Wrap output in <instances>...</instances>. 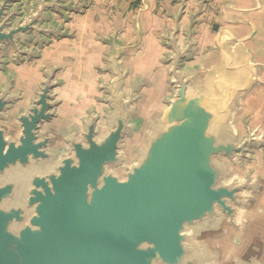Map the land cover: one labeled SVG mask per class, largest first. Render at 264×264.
Returning a JSON list of instances; mask_svg holds the SVG:
<instances>
[{"label":"water","instance_id":"obj_1","mask_svg":"<svg viewBox=\"0 0 264 264\" xmlns=\"http://www.w3.org/2000/svg\"><path fill=\"white\" fill-rule=\"evenodd\" d=\"M21 3L0 0V69L9 47L14 61L31 58L30 40L41 43L53 31L45 12L56 3ZM188 50L191 44L172 57L174 93L130 167L124 146L136 111L119 76L104 86L110 109L63 136L45 129L60 103L55 68L44 69L22 111H13L21 95L0 88V264H207L211 252L193 244L190 232L206 237L226 223L241 227V211L257 203L245 192L259 195L262 184L252 172L238 181L233 166L246 168L264 136L248 130L239 139L234 130L239 87L218 79L193 88L194 76L180 68ZM48 159L56 165L42 173L39 163Z\"/></svg>","mask_w":264,"mask_h":264},{"label":"crops","instance_id":"obj_2","mask_svg":"<svg viewBox=\"0 0 264 264\" xmlns=\"http://www.w3.org/2000/svg\"><path fill=\"white\" fill-rule=\"evenodd\" d=\"M37 1L29 3L34 6ZM49 2L56 3L45 12L47 28L53 31L42 33L41 43L30 40L28 48L35 47L36 55L16 62L9 47L8 62L0 69V88L9 86L21 95L13 111L31 104L45 78L44 69L55 68L53 91L60 103L45 129L62 136L81 131L92 112L110 109L104 86L119 76L122 92L136 111L134 127L142 121L144 135L174 93L172 57L191 44L180 68L194 76L193 88L218 79L239 87L234 130L239 139L248 130L264 136V0ZM247 171L262 184L257 204L262 217L264 147L254 149Z\"/></svg>","mask_w":264,"mask_h":264},{"label":"rangeland","instance_id":"obj_3","mask_svg":"<svg viewBox=\"0 0 264 264\" xmlns=\"http://www.w3.org/2000/svg\"><path fill=\"white\" fill-rule=\"evenodd\" d=\"M138 124L134 129L135 133L130 137L124 146V151L127 156L125 167H130L138 159L140 146L143 143V132L146 128L142 121H137ZM62 152V150H60ZM64 152V151H63ZM55 159L44 160L41 165L42 173L48 172L56 165ZM130 165V166H129ZM233 165V164H232ZM243 168L240 161L234 166V178L242 181L248 171ZM118 172L122 178L125 177V169H113ZM231 177V179H233ZM246 196H256L257 203L252 210H242L240 213V228H236L231 224H227L220 230L211 232L206 237H198L191 231V242L203 247H206L212 256V260L207 264H264V236H260L264 231V216H260L259 203L260 195L254 194L251 191L245 192ZM264 215V213H263ZM259 218L262 219L260 222Z\"/></svg>","mask_w":264,"mask_h":264},{"label":"bare ground","instance_id":"obj_4","mask_svg":"<svg viewBox=\"0 0 264 264\" xmlns=\"http://www.w3.org/2000/svg\"><path fill=\"white\" fill-rule=\"evenodd\" d=\"M19 171L21 172V175H23L26 179L28 178V171H25L24 169H22V167L19 168ZM28 180V179H27ZM26 190V189H25ZM25 196H26V192L24 191ZM24 196V195H23Z\"/></svg>","mask_w":264,"mask_h":264}]
</instances>
